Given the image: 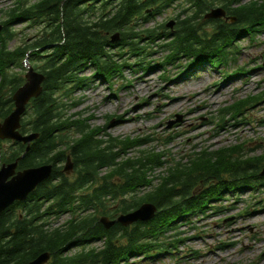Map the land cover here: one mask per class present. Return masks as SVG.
Instances as JSON below:
<instances>
[{
  "label": "trees",
  "instance_id": "obj_1",
  "mask_svg": "<svg viewBox=\"0 0 264 264\" xmlns=\"http://www.w3.org/2000/svg\"><path fill=\"white\" fill-rule=\"evenodd\" d=\"M172 6L177 10L173 30L164 23L145 26ZM215 6L235 20L205 19ZM21 23L35 30L31 39L17 41L15 26ZM0 25V120L13 110L12 94L25 81L23 63L44 75L42 91L26 105L20 126L23 134L38 137L27 150L26 143L0 139L1 164L18 159V169L53 165L26 199L0 214V264H28L42 252L50 254L46 264H130L151 258L176 247L172 239L180 223L204 213L225 192L264 186L259 174L264 154L243 145L194 150L182 161H168L150 148L129 156L128 149L144 146V139L113 137L81 113L67 115L78 104L74 93L92 79L110 81L125 68L153 67L146 61L151 44L164 53L156 66H178L182 58L190 60L187 66L226 65L241 38L264 28V0H12L0 8ZM114 33L119 38L111 41ZM88 69L91 75L84 74ZM263 97L264 91L236 100L219 110L218 119L243 114ZM68 155L74 165L70 175L61 165ZM144 202L157 207L147 221L105 228L99 220Z\"/></svg>",
  "mask_w": 264,
  "mask_h": 264
},
{
  "label": "rangeland",
  "instance_id": "obj_2",
  "mask_svg": "<svg viewBox=\"0 0 264 264\" xmlns=\"http://www.w3.org/2000/svg\"><path fill=\"white\" fill-rule=\"evenodd\" d=\"M11 3L1 0L0 8ZM176 13L175 6L167 8L145 26L175 21ZM15 29L20 32L17 41L31 39L35 32L25 23ZM237 44L234 60L218 66L210 62L187 66V58H182L178 66H156L164 53L151 44L146 49V61L153 67L125 68L121 76L110 81L92 79L88 87L74 93L78 104L67 115L81 113L90 125L103 128L113 137L144 139V146L128 149L129 156L150 148L163 152L168 161H182L194 150L233 145H243L245 151L254 150L255 155L264 154V97L246 107L243 114L218 119L221 108L264 91V28ZM23 64L25 74L27 63ZM226 72L235 74L225 77ZM84 74L91 75L92 70ZM3 146L7 147L5 143ZM173 235L176 247L151 258L131 259L130 264H264V186L225 192L204 213L183 220Z\"/></svg>",
  "mask_w": 264,
  "mask_h": 264
},
{
  "label": "water",
  "instance_id": "obj_3",
  "mask_svg": "<svg viewBox=\"0 0 264 264\" xmlns=\"http://www.w3.org/2000/svg\"><path fill=\"white\" fill-rule=\"evenodd\" d=\"M206 19L225 18L234 21V16L226 15V10L223 7H214L205 13ZM174 21H169L166 25L173 26ZM1 28V25H0ZM119 38V33L111 35V41H116ZM25 82L20 85L12 94L14 103L13 110L0 121V139H10L17 142L26 143V150L29 143L38 137V133L23 134L20 132L21 118L26 110V105L31 98L37 97L42 91V82L44 80L43 73L34 69L33 66H28L24 74ZM180 120V118H179ZM172 124V122L170 123ZM17 160L9 163H3L0 167V214L9 205L15 201L26 199L37 185L46 180L52 172L53 165L44 163L37 166H32L24 169H17ZM73 169V163L70 156L67 157L63 167V171L67 174ZM260 175H264V167ZM157 207L150 202L140 204L136 209L126 213L119 214L115 219H109L107 216H102L99 220L105 228H109L115 222L123 226L130 225L136 221H147L156 213ZM50 257L48 252H42L28 264H45Z\"/></svg>",
  "mask_w": 264,
  "mask_h": 264
}]
</instances>
